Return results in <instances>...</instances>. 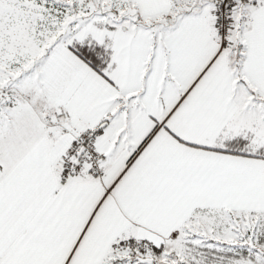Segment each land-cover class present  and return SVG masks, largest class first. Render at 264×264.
Instances as JSON below:
<instances>
[{
    "label": "snow or ice",
    "instance_id": "1",
    "mask_svg": "<svg viewBox=\"0 0 264 264\" xmlns=\"http://www.w3.org/2000/svg\"><path fill=\"white\" fill-rule=\"evenodd\" d=\"M0 264H264V0H0Z\"/></svg>",
    "mask_w": 264,
    "mask_h": 264
}]
</instances>
